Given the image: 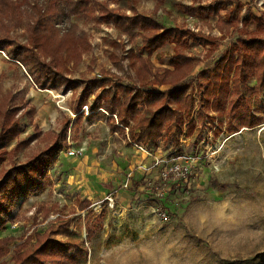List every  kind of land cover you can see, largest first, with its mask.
<instances>
[{
  "label": "rangeland",
  "instance_id": "374dc122",
  "mask_svg": "<svg viewBox=\"0 0 264 264\" xmlns=\"http://www.w3.org/2000/svg\"><path fill=\"white\" fill-rule=\"evenodd\" d=\"M101 1L109 8L118 7V0ZM240 1L243 15L247 11L257 16L264 13V0ZM180 2L206 8L214 0L128 1L140 15L153 17L165 30H175L172 35L179 28H189L200 36L199 41L193 35L183 37L186 54L192 60L184 64L185 73L178 76L176 87H187L185 94L193 106L191 118L185 117L188 109L182 111L179 146L163 144L162 140L156 146L130 142L133 121L129 127L112 130L111 123L120 124L115 115L108 118L106 109L112 106L108 96L121 93L125 84L135 86L128 75L145 72L136 64L130 65L127 57L131 46L141 45L139 38L132 41L110 19L72 17L78 32L86 33L85 43L73 44L80 48L78 60L68 57L65 76L75 82L69 87H38L27 67L13 55L28 43L23 14L29 8L22 4L13 7L21 20L16 27L3 31L13 43L0 49V101L8 98V109L14 111L19 131L0 143V170L12 171L26 162L34 164L38 157L37 165L46 159L53 162L47 169L46 188L20 197L0 228V237L11 238L0 249V264H16L23 256L14 253L18 245L30 236L28 246L20 250L32 249L39 234L62 243L63 250H57L56 257L46 248L43 257L47 264H264V89L254 93V77L239 84L250 108L238 114L229 111L230 98L225 106L215 109L202 104L198 85L206 86V76L215 73V68L224 69L237 34L228 27L219 29L217 16H189L177 7ZM124 12L133 13L128 8ZM220 13L223 17L224 11ZM254 28L255 23L246 27ZM58 39L65 46L70 44ZM175 46L173 41H165L153 52L142 48V56H149L153 65L150 71H173ZM234 74L233 66L226 78L229 93L236 85ZM92 78L99 79L97 85L89 83ZM155 85L164 92L173 87L172 83ZM85 88L87 102L76 112V98ZM168 96L165 93L153 108H175ZM91 104L99 105L94 111L101 114L90 116ZM253 114L261 122L235 130L240 117ZM190 121L195 128L188 132ZM62 128L69 146L43 158L47 149L61 144ZM174 163L186 166L188 175L164 177L162 173ZM83 199L90 205L80 210ZM87 211L92 218L86 225ZM94 221H100L99 225ZM76 240L83 244L86 255L76 263L69 262Z\"/></svg>",
  "mask_w": 264,
  "mask_h": 264
},
{
  "label": "trees",
  "instance_id": "16d2710c",
  "mask_svg": "<svg viewBox=\"0 0 264 264\" xmlns=\"http://www.w3.org/2000/svg\"><path fill=\"white\" fill-rule=\"evenodd\" d=\"M120 1H117V8H109L106 1L102 2L101 0L99 2L97 0H0V49L13 43L11 38L8 39L3 34V31L7 32L9 29L16 27V24H19L21 20V14H14L13 7L18 8L21 4L24 5L25 8H29L23 14L24 20L27 22L28 43L22 44L14 51V58L27 67L30 75L32 74L33 84L38 87H52L56 84H64L66 87L73 86L75 81L65 76L68 57L72 56L78 60V56L80 57L81 54L80 48L74 47L73 44L76 42L85 43L86 33L84 30L78 32V23L72 21V17H80L85 20L90 17L95 20H113L114 25L128 34L132 41L135 40L134 38H139L141 45L131 46L127 50V57L130 65L136 64L139 70H144L146 73L144 72L139 76L138 71H136L135 75H128V78L134 81L135 86L125 84L121 93L112 92L108 96L107 102L112 105L108 109L105 108L107 112H110L108 118L110 120L114 119L113 115H115L118 124H120L111 123L112 130L129 127L130 121H133L134 124L129 128L130 142L138 145L152 144L156 146L159 140H162L163 144L171 142L173 146H179L180 141L177 134L182 128V111L188 109L189 113L185 117L189 118L193 106L192 99L190 100V97L185 94L187 87L180 84L176 87L180 79L178 76L185 73V71H182L184 64L190 63L192 60V57L186 54L185 46L187 43L183 37L189 34V36H194L195 41H199L200 36L189 28H179L172 35L175 30H165L164 25L153 17L137 13L135 6L132 4L130 6L128 3L131 0H124L121 4ZM232 2L233 0H214L213 4L206 8L180 2L177 7L189 16H194L196 13L203 18L210 15L217 16L216 24H218L219 29L228 27L236 31V41L232 43L229 54L225 58L227 65L224 69L215 68V73L206 76V86L199 84L198 90L202 92V104L204 106L210 104L208 108L214 109L222 107L223 104L225 106L227 103V98H230V102H228L229 111L238 114V112L250 108L248 97L245 92H242L239 84L247 81L250 77H254L256 80L255 85L252 87L255 90L254 93L258 95L264 89V13L257 16L252 11H247L243 15V3L240 0ZM126 8L131 9L133 13L129 15L124 12ZM222 10L224 11L223 17L220 13ZM252 23H255V28L247 30L246 27H249ZM58 38H63L70 44L65 46V43H60ZM165 41H173L176 44L171 59L174 69L171 71L163 68L161 74H158L150 71L153 65L149 60V56L144 57L141 52L142 48L153 52ZM61 46L65 47L61 49ZM28 53V57H25V54ZM235 53L236 55H234ZM233 66L236 85L234 84L230 92L232 94H230L226 78L228 70H231ZM221 70H225L226 73H222ZM98 82L99 79L96 78L89 81L92 85H97ZM167 83H172L173 87L165 92L155 85ZM167 92L169 102L176 104V107L161 105L153 108L157 102L163 100V95ZM8 101V98L0 101V143L12 139L19 131L18 124L13 119L14 111L8 109ZM86 102L85 88L76 98L74 111L79 112V109ZM140 107L144 110L142 111ZM89 108L91 116L98 113L94 110L98 111L99 105L93 106L91 104ZM253 116L240 117L235 130L242 125L252 126L256 122L259 123L261 118L256 117L257 115L254 114ZM192 122L190 121L187 124L188 132L193 131L195 128L192 126ZM63 128V132L60 134V136L62 135L61 139H59L61 144L53 145L50 149H47L48 151L43 155V158H49L56 150H63L69 146ZM39 158L41 157L33 161L34 164L26 162L12 171L4 170L1 172L0 170V228L5 225L6 217L9 215L13 204L20 197H27L30 194L41 192L48 185L47 169L53 161L46 159V162L37 165ZM42 164L44 165L41 166ZM34 166L37 168L33 169ZM89 205L90 201L83 199L79 203V208L84 210ZM44 211L47 213V209H44ZM91 218V212L87 211L85 216L86 225L87 223L91 224ZM95 223L99 225L100 221ZM68 224L69 219L66 221L65 226H68ZM89 228H91L90 225ZM27 238L26 241L18 245L17 250L14 252L16 256L18 254L23 255L16 264H47V258L43 257L47 254L46 248H49L51 250L49 253L52 256L55 255V257L57 256V250H63L61 242L53 241L48 237V234H39L37 240H35L36 243L34 242V247L32 249L28 247L29 249L27 248L21 252L20 249L28 246L31 241L30 236ZM42 238L43 240H41ZM10 239V236L0 237V249L8 244ZM52 242L54 243L51 244ZM72 244L75 245L76 249L70 252L69 262L76 263L77 259L86 255V250L78 240L73 241Z\"/></svg>",
  "mask_w": 264,
  "mask_h": 264
},
{
  "label": "built area",
  "instance_id": "2783aa9c",
  "mask_svg": "<svg viewBox=\"0 0 264 264\" xmlns=\"http://www.w3.org/2000/svg\"><path fill=\"white\" fill-rule=\"evenodd\" d=\"M68 153L71 155L72 151L68 150ZM188 168L185 166H181L180 164L174 163L165 173H162L164 177H167L168 175H181V176H187L189 171ZM184 170V171H183Z\"/></svg>",
  "mask_w": 264,
  "mask_h": 264
},
{
  "label": "crops",
  "instance_id": "0c3cea01",
  "mask_svg": "<svg viewBox=\"0 0 264 264\" xmlns=\"http://www.w3.org/2000/svg\"><path fill=\"white\" fill-rule=\"evenodd\" d=\"M244 5V4H243Z\"/></svg>",
  "mask_w": 264,
  "mask_h": 264
}]
</instances>
